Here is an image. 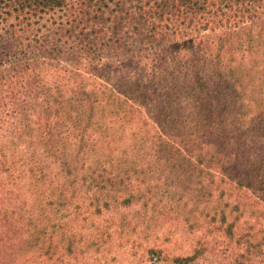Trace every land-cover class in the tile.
<instances>
[{
    "label": "rangeland",
    "instance_id": "1",
    "mask_svg": "<svg viewBox=\"0 0 264 264\" xmlns=\"http://www.w3.org/2000/svg\"><path fill=\"white\" fill-rule=\"evenodd\" d=\"M206 43L154 77L49 73L52 135L0 133V264H264V23Z\"/></svg>",
    "mask_w": 264,
    "mask_h": 264
},
{
    "label": "trees",
    "instance_id": "2",
    "mask_svg": "<svg viewBox=\"0 0 264 264\" xmlns=\"http://www.w3.org/2000/svg\"><path fill=\"white\" fill-rule=\"evenodd\" d=\"M263 21L264 0H0V133L20 141L37 120L42 142L52 135L54 129L43 125L48 97L41 92L51 71L63 73L69 66L74 76L104 77L132 66L154 77L158 64L174 62L196 43L208 45V34ZM146 96L131 101L148 110ZM148 116L162 123L155 112ZM30 176L44 179L34 169Z\"/></svg>",
    "mask_w": 264,
    "mask_h": 264
}]
</instances>
